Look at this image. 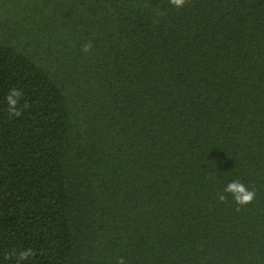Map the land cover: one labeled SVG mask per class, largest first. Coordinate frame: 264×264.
<instances>
[{
    "label": "trees",
    "instance_id": "trees-1",
    "mask_svg": "<svg viewBox=\"0 0 264 264\" xmlns=\"http://www.w3.org/2000/svg\"><path fill=\"white\" fill-rule=\"evenodd\" d=\"M120 257L264 264V0H0V264Z\"/></svg>",
    "mask_w": 264,
    "mask_h": 264
},
{
    "label": "clouds",
    "instance_id": "clouds-1",
    "mask_svg": "<svg viewBox=\"0 0 264 264\" xmlns=\"http://www.w3.org/2000/svg\"><path fill=\"white\" fill-rule=\"evenodd\" d=\"M169 3L177 9H182L186 5L187 0H169ZM91 48L92 45L89 42L82 47V51L87 53L91 50ZM22 95V90L17 88H12L7 94L6 101L9 105L8 111L10 115L19 116L21 114L18 109V105ZM229 195L233 198V201L238 206L243 207L251 204L255 199L256 194L254 191L250 190L246 185H244L242 181L237 179L231 180L226 184L223 193L218 196V199L222 203L226 202ZM33 254L34 253L32 249H28L19 255L21 259H28ZM117 264H125L124 258L120 257Z\"/></svg>",
    "mask_w": 264,
    "mask_h": 264
}]
</instances>
